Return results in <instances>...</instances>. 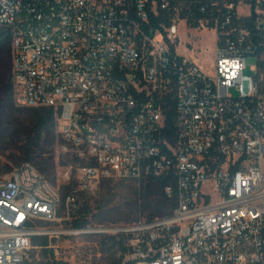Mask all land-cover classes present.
<instances>
[{
	"label": "built area",
	"instance_id": "2783aa9c",
	"mask_svg": "<svg viewBox=\"0 0 264 264\" xmlns=\"http://www.w3.org/2000/svg\"><path fill=\"white\" fill-rule=\"evenodd\" d=\"M0 26L17 102L58 112L62 179H170L169 214L116 229L117 264H264V0H0ZM193 31L212 68L179 51ZM60 203L29 162L0 179V264H25Z\"/></svg>",
	"mask_w": 264,
	"mask_h": 264
},
{
	"label": "rangeland",
	"instance_id": "374dc122",
	"mask_svg": "<svg viewBox=\"0 0 264 264\" xmlns=\"http://www.w3.org/2000/svg\"><path fill=\"white\" fill-rule=\"evenodd\" d=\"M185 40L191 39L194 45L199 43V47L188 46L184 43L179 45L182 53H191L205 67L212 68L214 65V39L212 34H205L198 37L197 32L193 31L190 35H182ZM253 58H248V63H252ZM250 73V70H247ZM14 96L17 106L24 108L22 117L34 127L38 123L39 115L46 112V106H26L20 105L16 99V85L13 75ZM32 107L36 109H31ZM35 110L37 112H35ZM38 111L40 113H38ZM50 136V137H49ZM43 144L47 148L46 160L44 165L38 164L39 159L31 161L38 170L46 174L53 181L62 185L61 203L58 210L57 219L46 220L37 219V224L48 231L50 239L49 249H53L54 255L63 261L72 264H117L121 252L109 245H104L103 240L111 241L110 237L119 235L116 230L121 225L137 220H128L125 217L126 202L141 189L145 181L125 177H108L98 180L89 189L81 190L75 179L67 180L60 177V143L61 135L59 130L58 115L55 123L51 127V134L46 136L43 131ZM47 137L48 141H47ZM52 140L50 143L49 141ZM5 155L16 150V144L5 146ZM51 155L54 156V162ZM12 172L0 178H7ZM69 190H75L76 201L68 203L66 198ZM65 197V210L60 213ZM86 221L85 226H75V221ZM139 220H148L143 216ZM40 253L41 247L34 246L31 253Z\"/></svg>",
	"mask_w": 264,
	"mask_h": 264
},
{
	"label": "trees",
	"instance_id": "16d2710c",
	"mask_svg": "<svg viewBox=\"0 0 264 264\" xmlns=\"http://www.w3.org/2000/svg\"><path fill=\"white\" fill-rule=\"evenodd\" d=\"M23 109L15 103L12 33L9 27L0 26V176L13 172L24 163H31L35 159H39L37 161L38 164L44 165L47 158V148L42 142L44 138L43 131L46 130V136L51 134V127L55 123L58 112L53 107H46V112L39 115L37 125L31 127L26 118L21 116ZM31 109L36 108L32 107ZM35 112L37 111L35 110ZM38 113L40 112L38 111ZM176 130L177 116L175 112H170L167 116L163 133L165 137L173 141ZM49 137H47V141ZM9 144H16V150L5 155V146ZM51 157L54 162V156L51 155ZM50 180L54 184L59 185L62 191V185L59 182L53 181L51 178ZM140 180L145 181L141 189L126 202V208L124 209L126 219L139 220L145 216L148 220H151L156 216L169 214L176 205V199L168 196L165 192V185L170 179L150 177ZM65 208L64 197L60 213ZM85 225L86 221H75V226L77 227ZM110 240H103V247L104 245H111L119 250L121 255L118 261H121L126 252L123 237L115 235L110 237ZM33 245L41 247V252L31 253V257L26 260L25 264H68L67 261L55 258L53 249L48 247L50 245L48 235L33 236Z\"/></svg>",
	"mask_w": 264,
	"mask_h": 264
}]
</instances>
